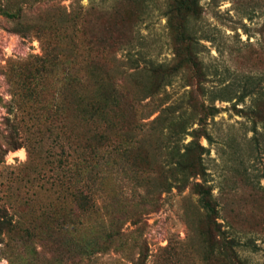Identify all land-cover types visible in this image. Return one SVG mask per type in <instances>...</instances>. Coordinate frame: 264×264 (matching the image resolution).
Wrapping results in <instances>:
<instances>
[{
    "label": "rangeland",
    "instance_id": "374dc122",
    "mask_svg": "<svg viewBox=\"0 0 264 264\" xmlns=\"http://www.w3.org/2000/svg\"><path fill=\"white\" fill-rule=\"evenodd\" d=\"M197 1L201 17L189 26L206 73L204 94L197 98L218 109L205 126L210 141L199 140L206 149L207 185L220 205L218 222L224 229L226 223L231 225L241 232V241L250 239L256 246V251L238 249L246 264H264V123L254 127L239 112L255 108L254 99L261 96L256 108L264 119V0ZM167 4L168 0H0V150L5 151L0 152V208L20 223L10 235L0 237V264H204L195 236L202 215L191 189L161 191L157 201L152 198L142 209L133 175L102 168L105 194L98 196L95 211L78 214L75 228L66 233L58 231L48 216L55 207H64L52 184L60 172L56 142L45 129L25 123L19 127L20 147L10 150L8 146L11 131L5 119L20 115L17 83L22 66H40L37 60L49 52L61 61H88L98 78L111 73L115 83L132 93L130 77L144 82L147 68L173 62ZM3 10L19 17L7 18ZM64 20L69 22L62 36L65 29L59 26ZM73 45L75 51L69 50ZM62 48L68 49L65 58ZM52 71L47 76L50 94L57 90L60 73ZM190 75L185 71L172 77L142 104L130 103L128 95L122 103V131L141 124L148 129L156 119L153 126L164 128L170 119L188 116L186 102L193 81L185 76ZM85 79L80 94L92 95L95 88ZM190 130L180 146L192 140ZM159 133L156 139L165 138ZM142 144L148 152L150 176L155 186H162L171 178L165 148L155 138ZM89 176L86 173L85 179ZM71 206L76 209L74 203ZM64 208L66 213L71 209ZM45 219L51 229L47 242L38 238L49 234ZM25 230L36 237L29 239ZM66 241L76 256L67 257V249L61 246Z\"/></svg>",
    "mask_w": 264,
    "mask_h": 264
},
{
    "label": "trees",
    "instance_id": "16d2710c",
    "mask_svg": "<svg viewBox=\"0 0 264 264\" xmlns=\"http://www.w3.org/2000/svg\"><path fill=\"white\" fill-rule=\"evenodd\" d=\"M166 7L165 15L173 38V62L170 66L159 64L147 68L143 73L144 82L130 77L133 82L132 93H129L124 84L115 83L111 73L109 76L98 78L94 73L95 68L89 65L88 61L83 63L80 60L61 61L57 54L51 56L52 53L49 52L37 60L41 63L40 66L35 64L30 66V63L22 66L21 78L17 83L18 97L22 102L21 107L18 108L20 115L17 113L13 119H5V124L11 131V142L9 141L8 146L10 150L20 147L19 127L25 123L45 129L46 136L56 142L60 149V160H58L60 172L52 184L58 193L57 199L61 205L71 207L67 213L63 206L55 207L53 209L55 212L48 213L50 220L56 222L55 227L58 231L64 230L69 233L75 228L74 222L80 217L78 214L86 215L95 211L98 196L105 194L102 188L105 185V178L100 175L104 173L102 168H113L117 172L133 175V187L135 186L138 197H141L139 206L142 209L148 208L149 205L144 203L147 201L150 203L153 201L152 198L157 201L156 195H160L161 191H170L171 188L179 192L191 189L198 197L197 204L202 215L195 227V236L203 249L204 264H246L239 250L256 251V246L250 239L241 241V232L233 229L231 225L226 223L224 229L218 222L220 205L212 193L211 186L207 185V172L203 163L206 149L199 142L201 138L210 141L205 126L208 118L218 113V109L213 105H205L197 98L204 94L202 84L206 80V73L197 56V42L189 24L191 20L201 17L202 10L197 0H168ZM2 14L11 19L19 17L17 13L11 14L6 10H3ZM61 22L62 26L59 27L65 29L60 33L63 36L69 21ZM73 48L75 51V45L69 47V50ZM67 51L68 49L65 48L60 50L63 57ZM54 69L60 70V73L56 79L57 90L50 94L46 92L47 86H51L50 78L47 76L52 74ZM185 71L191 72L189 77H185L193 81L189 84L192 90L186 102L190 110L188 116L184 114L175 120L170 119L164 128H160V124L153 126L157 122L156 119L150 122L148 129H144L145 124H141L134 125L127 132L122 131L124 122L122 103L128 95L131 97V99L128 97L130 103L142 104L141 101L144 99L155 97L172 77ZM82 78L90 81V85L95 88L92 95L80 94ZM106 83L110 86L106 87ZM260 97L254 99L256 104ZM256 104L255 108L239 110L254 127L264 123ZM144 107L148 109V105ZM194 124L196 128L192 127ZM127 125L132 127V123ZM189 128H191L189 135L192 140L180 146V139L186 135ZM136 130L137 133H133ZM159 132L165 138L161 139L158 136L156 139V134ZM146 138H155L160 145L163 144L166 151L165 167L168 168L172 180L167 177L159 187L155 186L154 179L150 176L152 168L148 162L147 149L142 144ZM165 143H168L169 147L164 145ZM0 152L2 154L5 151L0 150ZM144 172L148 173L146 177L140 175ZM86 173L90 174L87 179H85ZM73 203L75 210L71 206ZM65 218L69 220L66 221ZM48 220L45 219L44 225L49 232L47 238L38 237L46 242L51 237ZM19 224L0 208V237L10 235ZM25 232L29 239L36 237L27 230ZM71 245L67 241L61 243V246L67 249L68 258L76 256L68 249Z\"/></svg>",
    "mask_w": 264,
    "mask_h": 264
},
{
    "label": "bare ground",
    "instance_id": "6f19581e",
    "mask_svg": "<svg viewBox=\"0 0 264 264\" xmlns=\"http://www.w3.org/2000/svg\"><path fill=\"white\" fill-rule=\"evenodd\" d=\"M21 153V155H23L22 151H19Z\"/></svg>",
    "mask_w": 264,
    "mask_h": 264
}]
</instances>
